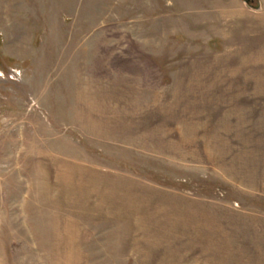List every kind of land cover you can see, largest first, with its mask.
I'll return each mask as SVG.
<instances>
[{
  "label": "rangeland",
  "instance_id": "rangeland-1",
  "mask_svg": "<svg viewBox=\"0 0 264 264\" xmlns=\"http://www.w3.org/2000/svg\"><path fill=\"white\" fill-rule=\"evenodd\" d=\"M246 1L0 0V264H264Z\"/></svg>",
  "mask_w": 264,
  "mask_h": 264
},
{
  "label": "water",
  "instance_id": "water-1",
  "mask_svg": "<svg viewBox=\"0 0 264 264\" xmlns=\"http://www.w3.org/2000/svg\"><path fill=\"white\" fill-rule=\"evenodd\" d=\"M246 2H248V0H247ZM259 5H260V4H259V3H257V7H259Z\"/></svg>",
  "mask_w": 264,
  "mask_h": 264
}]
</instances>
